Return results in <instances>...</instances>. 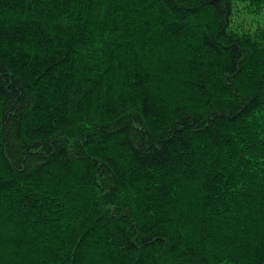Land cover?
<instances>
[{"label":"trees","instance_id":"trees-1","mask_svg":"<svg viewBox=\"0 0 264 264\" xmlns=\"http://www.w3.org/2000/svg\"><path fill=\"white\" fill-rule=\"evenodd\" d=\"M0 264H264V0H0Z\"/></svg>","mask_w":264,"mask_h":264}]
</instances>
